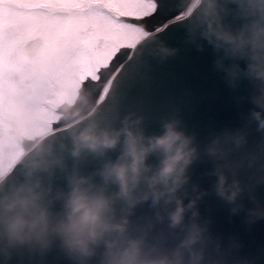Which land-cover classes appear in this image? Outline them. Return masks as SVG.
<instances>
[{
    "label": "clouds",
    "instance_id": "1",
    "mask_svg": "<svg viewBox=\"0 0 264 264\" xmlns=\"http://www.w3.org/2000/svg\"><path fill=\"white\" fill-rule=\"evenodd\" d=\"M178 7L173 23L184 25L186 42L200 51L212 46L214 70L233 90L250 83L249 94L237 97L255 106L244 126L213 131L206 143L175 114L162 119L158 134H148L136 112L116 126L118 116L100 117L103 87L110 93L114 83L86 87L83 80L62 88L51 120H5L0 264H255L240 255L239 236L213 231L200 205L214 194L249 225L264 219V137L250 142L253 127L264 133V0H178ZM145 32L136 49L159 36ZM177 51L159 47L164 59ZM90 157L101 163L89 172L83 166ZM198 161L213 164L203 174L214 177L211 189L192 178ZM20 165L24 179L9 184ZM58 173L66 187L55 183Z\"/></svg>",
    "mask_w": 264,
    "mask_h": 264
},
{
    "label": "snow or ice",
    "instance_id": "2",
    "mask_svg": "<svg viewBox=\"0 0 264 264\" xmlns=\"http://www.w3.org/2000/svg\"><path fill=\"white\" fill-rule=\"evenodd\" d=\"M176 10L175 0H0V132L5 120H51L62 88L80 80L115 83L145 29L167 31Z\"/></svg>",
    "mask_w": 264,
    "mask_h": 264
},
{
    "label": "water",
    "instance_id": "3",
    "mask_svg": "<svg viewBox=\"0 0 264 264\" xmlns=\"http://www.w3.org/2000/svg\"><path fill=\"white\" fill-rule=\"evenodd\" d=\"M175 2V14L179 15L178 0ZM186 37L184 25L176 23L161 33L156 41L141 44L134 60L117 77L102 106L100 117L111 120L118 116L120 120L116 121V126H120V121L126 115L136 112L145 117L147 133L158 134L162 131V119L175 114L182 119L189 132L196 133L203 143L210 139L213 131L225 128L236 130L244 126L255 106L250 101L239 104L237 97L249 94L250 83L245 80L238 90H233L224 80L223 74L214 70L216 53L212 46L206 44L205 49L200 51L188 44ZM161 44L178 51L164 59L159 55ZM122 53L118 55L121 62L126 58L122 57ZM240 63L246 66L245 61ZM262 137L264 133L255 131L253 127L251 144ZM61 139L71 144L70 136L65 135ZM108 155L116 159L119 149L110 151ZM155 161V156L150 158V162ZM68 162L71 165L70 157ZM100 163L90 157L83 167L90 172L99 167ZM212 167L211 161H198L193 165V180L211 189L214 177L203 174ZM23 179V166L20 165L10 177L9 184ZM55 183L57 186H67L61 173H58ZM258 196L264 201V185L259 187ZM246 202L248 207L255 206L251 201ZM200 210L204 216L213 219L215 233L223 234L225 238L231 235L240 237L244 245L240 250L242 257L254 259L255 264H264V219L249 225L245 213L233 215L229 206L214 194L205 198Z\"/></svg>",
    "mask_w": 264,
    "mask_h": 264
}]
</instances>
